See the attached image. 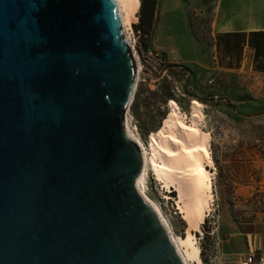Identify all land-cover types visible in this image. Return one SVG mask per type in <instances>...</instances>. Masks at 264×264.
I'll return each instance as SVG.
<instances>
[{"label":"water","instance_id":"water-1","mask_svg":"<svg viewBox=\"0 0 264 264\" xmlns=\"http://www.w3.org/2000/svg\"><path fill=\"white\" fill-rule=\"evenodd\" d=\"M117 0H0V264H184L124 125Z\"/></svg>","mask_w":264,"mask_h":264},{"label":"rangeland","instance_id":"rangeland-1","mask_svg":"<svg viewBox=\"0 0 264 264\" xmlns=\"http://www.w3.org/2000/svg\"><path fill=\"white\" fill-rule=\"evenodd\" d=\"M140 10L141 4L132 28L126 25L141 70L129 109L132 129L149 153L150 136L174 114L173 102L189 124L193 106L202 107L213 198L202 233L195 232L204 264H238L263 210L264 57L256 60L247 46L237 60L218 47V36L264 24V0H158L149 32L136 28ZM146 174L148 196L174 235L185 236L177 191L162 185L151 163Z\"/></svg>","mask_w":264,"mask_h":264},{"label":"bare ground","instance_id":"bare-ground-1","mask_svg":"<svg viewBox=\"0 0 264 264\" xmlns=\"http://www.w3.org/2000/svg\"><path fill=\"white\" fill-rule=\"evenodd\" d=\"M140 4L141 0H117L122 31L131 48L132 44L126 25L132 28L131 19L139 11ZM132 52L136 61L138 82L140 64L133 48ZM129 109L130 106L124 117V125L138 143L144 158V166L136 182V188L146 201L156 207L184 264L191 262L204 264L196 232H201V224L205 222L206 212L211 209L212 171L208 169V166L213 162L210 156V133L201 129L202 107L198 103L193 106L189 124L181 116L178 104L173 102L174 114L150 136L149 153L139 135L132 129ZM149 163L162 185L170 189L174 187L177 191V204L189 225L185 236L176 237L174 235L161 207L151 200L146 192V170Z\"/></svg>","mask_w":264,"mask_h":264},{"label":"trees","instance_id":"trees-1","mask_svg":"<svg viewBox=\"0 0 264 264\" xmlns=\"http://www.w3.org/2000/svg\"><path fill=\"white\" fill-rule=\"evenodd\" d=\"M157 8L158 0H142L137 30L151 31ZM247 46L253 49L255 59L261 60L264 57V30L226 31L218 36V47L223 48L228 55H235L237 60L241 59L242 51Z\"/></svg>","mask_w":264,"mask_h":264},{"label":"built area","instance_id":"built-area-1","mask_svg":"<svg viewBox=\"0 0 264 264\" xmlns=\"http://www.w3.org/2000/svg\"><path fill=\"white\" fill-rule=\"evenodd\" d=\"M159 55V53H155ZM260 230L250 235L248 249L238 257V264H264V196L262 197Z\"/></svg>","mask_w":264,"mask_h":264},{"label":"crops","instance_id":"crops-1","mask_svg":"<svg viewBox=\"0 0 264 264\" xmlns=\"http://www.w3.org/2000/svg\"><path fill=\"white\" fill-rule=\"evenodd\" d=\"M238 30H264V24H256L250 25L248 28L238 29ZM234 31V30H229Z\"/></svg>","mask_w":264,"mask_h":264}]
</instances>
